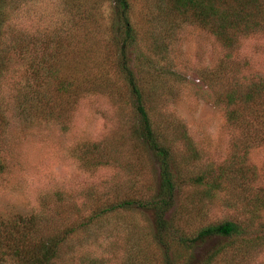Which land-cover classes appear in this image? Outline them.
Instances as JSON below:
<instances>
[{
	"label": "rangeland",
	"instance_id": "1",
	"mask_svg": "<svg viewBox=\"0 0 264 264\" xmlns=\"http://www.w3.org/2000/svg\"><path fill=\"white\" fill-rule=\"evenodd\" d=\"M170 1L131 0V18L140 24L142 37L135 52L153 55L158 65L167 69L160 74L162 79L158 77L160 82L150 75L147 78L153 83V93L156 87L159 92L153 94L152 113L157 119L181 120L193 150L199 154L194 163L185 166L186 173L195 175L198 168L206 164L216 170L231 161L238 132L227 122L229 106L221 100L220 92L226 83H247L264 76V30L239 35L234 44L227 47L195 21L174 24L171 15L160 17L157 9L170 7ZM22 3L30 45L21 57L24 77L15 71L14 87H19L17 83L23 85L24 78L32 85V58L50 60L55 48L51 39L55 28L61 22L72 26L81 18L74 14V5L80 6V13L96 6L94 20L106 25L110 22V0H23ZM159 18L171 23L165 31L159 30ZM35 30L38 41L30 36ZM79 32L84 37V48L91 45L84 50L90 61L96 55L101 59L110 54L108 73L118 93L112 90L110 83L111 93L98 87L80 97L74 107L66 102L60 112L56 106L53 114L60 116L63 126L61 121L53 119L55 116L48 117V107L22 114L11 110L8 146L3 151L6 166L0 172V219L5 222L17 215H41L51 220L48 229L63 230L82 221L100 198L99 203L103 199L148 194L157 187L155 161L138 146L130 132L134 118L124 84L115 72V54L111 53L114 48L107 39L104 47L98 46L97 41L92 45L88 29ZM158 37L163 48L160 50L155 41ZM67 41L68 46L62 51L71 59L73 54L80 53L72 35ZM57 55L55 52V59ZM133 57L134 53L131 59ZM17 66L13 61L10 69ZM90 66L94 81L103 84L98 80L97 65ZM93 144L106 150L114 159L113 163H95L91 159ZM184 150L190 152L185 147ZM84 151L88 154L84 155ZM95 154L93 151L92 156ZM177 155L178 159L183 155L181 148ZM248 162L256 166L264 182V145L250 150ZM234 191H213L215 196L211 198L206 194L205 185L189 182L181 185L175 211H181L188 219L185 232H194L205 223L250 215L252 204L246 193ZM226 199L231 206H227ZM258 216V220L264 221V209ZM171 246L179 264L189 256L188 251L176 243ZM223 246L228 248L227 238L211 236L191 250L190 260L192 264H201L212 251ZM66 250L67 255L58 259L63 264H161L164 260L163 251L153 237L152 215L139 210L118 212L107 216L99 228L73 232L63 244L62 251ZM229 257L228 253L217 255L213 258L217 260L214 264H223L222 260ZM243 264H264V246L248 252Z\"/></svg>",
	"mask_w": 264,
	"mask_h": 264
},
{
	"label": "trees",
	"instance_id": "2",
	"mask_svg": "<svg viewBox=\"0 0 264 264\" xmlns=\"http://www.w3.org/2000/svg\"><path fill=\"white\" fill-rule=\"evenodd\" d=\"M22 1L0 0V172L6 166L3 151L8 146L7 128L11 110L22 114L27 110L48 107V117L55 116L53 119L62 123L60 116L53 114L56 106L60 110L61 105L69 102L74 107L80 97L94 92L98 87L111 93L110 83L112 90L118 93V87L113 85L115 82L111 81L108 73L110 54H105L103 59L96 55L90 61L84 51L91 45L89 43L84 48V37L79 30L88 29L90 38H93L92 45H96L97 41L98 46L104 47L107 39L114 48L111 53L115 54V72L124 84L134 118L130 132L138 146L155 161L158 183L148 194L103 199L99 203L100 198L99 204L92 207L82 221L63 230L48 229L51 220L41 215H17L7 222L0 219V264H63L58 259L67 255V250L62 251V247L73 232L99 228L107 216L126 210L147 211L152 215L153 237L164 256L161 264H179L171 246L173 243L188 251L189 256L180 264H192L191 250L214 235L227 238L228 248L215 249L201 264H214L217 261L213 260L214 257L226 253L230 257L229 260H222L223 264H243L248 252L264 246V221L256 218L264 209V182L256 166L248 162L250 150L264 145V76L247 83H226L222 88L221 100L229 106L227 122L238 132L231 161L216 170L206 164L198 168L195 175H189L185 166L194 163L199 154L193 150V143L181 120L157 119L152 113L153 94L158 95L159 92L156 87L153 93V83H149L147 78L150 75L157 82L163 78L160 74L167 72V69L159 66L153 55L138 50L135 52L142 37L140 24L131 18V0H110L111 14L107 25L94 20L96 6L80 13V6L74 5V14L81 18L72 26L61 22L55 28L56 33L51 38L55 48L50 60L32 58V85L24 78L23 85L17 83L19 87H14L15 71L24 77L21 57H24L30 45ZM170 3V7L157 9L160 17L171 15L174 24L195 21L214 33L227 47H231L239 35L264 30V0H171ZM170 24L166 19H158L159 30L165 31ZM50 32L54 33L53 30ZM69 35L76 40L75 46L80 53L73 54L71 59L62 51L68 46ZM30 36L39 40L37 30ZM159 40L158 37L155 41L159 43ZM158 45L157 49H163L160 43ZM55 52L58 53L57 59L54 58ZM132 53L134 57L131 59ZM13 61L18 66L10 69ZM90 64L93 68L97 65L98 80L103 84L94 81ZM184 147L190 152L187 150L186 153ZM180 148L183 155L178 159ZM93 151L96 154L92 156ZM87 154L84 151V155ZM91 159L97 164H111L114 160L106 150L97 148L95 144L92 145ZM187 182L205 185L206 194L211 198L215 196L213 191L232 193L236 190L237 193H246L252 204L250 215L242 219L205 223L194 232H185L188 219L183 217L181 211H175V206L180 186ZM225 201L227 206H231L228 199Z\"/></svg>",
	"mask_w": 264,
	"mask_h": 264
}]
</instances>
